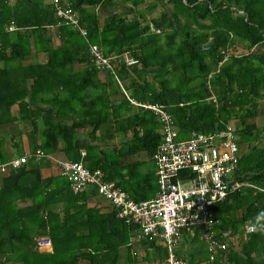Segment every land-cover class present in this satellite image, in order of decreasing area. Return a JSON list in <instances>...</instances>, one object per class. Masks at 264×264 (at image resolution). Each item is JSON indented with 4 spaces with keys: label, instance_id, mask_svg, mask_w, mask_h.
Here are the masks:
<instances>
[{
    "label": "trees",
    "instance_id": "1",
    "mask_svg": "<svg viewBox=\"0 0 264 264\" xmlns=\"http://www.w3.org/2000/svg\"><path fill=\"white\" fill-rule=\"evenodd\" d=\"M70 1L87 38L61 24L52 0H0L1 162L9 158V142L16 155L38 148L61 152L101 169L134 200L153 198L162 124L151 110L133 105L125 89L140 102L164 103L180 139L233 124L240 147L246 145L235 178L264 188V122H258L264 116V0H154L146 9L161 5V11L149 20L140 9L146 0ZM12 22L16 30L8 29ZM91 43L106 55L137 59L116 65L121 84L97 68ZM33 50L46 59L24 64ZM15 122L28 123L26 143L5 132ZM120 134V143L111 145ZM104 139L109 146L99 144ZM97 192L95 186L74 192L65 175H45L34 159L3 176L0 264H119L122 250L125 264L152 260L158 252L165 261V247L133 242L136 227L118 218L113 206H100ZM214 214L215 236L227 243L216 261H209L201 230L184 236L177 255L188 264H264V191L241 188L216 203ZM249 219L260 229L246 233ZM39 235L52 239V250H38Z\"/></svg>",
    "mask_w": 264,
    "mask_h": 264
},
{
    "label": "built area",
    "instance_id": "2",
    "mask_svg": "<svg viewBox=\"0 0 264 264\" xmlns=\"http://www.w3.org/2000/svg\"><path fill=\"white\" fill-rule=\"evenodd\" d=\"M52 2L61 24L71 25L87 38L88 29L82 24L72 2ZM8 29L16 30L17 27L12 22ZM208 48L207 45L203 49ZM89 50L97 68L113 73L120 84L116 65L121 62L127 65L137 63V59L128 53L106 55L97 43H91ZM124 92L133 105L151 110L162 124V140L153 154L159 186L153 198L136 201L121 185L107 180L101 169L92 170L82 160L74 161L55 153L48 154L41 148L0 161V174L8 175L32 159L42 161L49 158L58 166L59 172L69 179L74 192H83L89 186L97 187L98 195L116 209L117 217L136 227L133 242L147 241L164 246L166 264H188L184 257L177 255V250L184 236L194 238L198 230L202 231L200 238L210 253L209 261H216L218 255L227 248V243L215 236V226L219 224L214 214L215 204L244 187L264 191L262 187L235 178L241 147L234 125L229 123L211 132L193 131L189 138L180 139L176 118L164 103L140 102L130 97L125 89ZM212 99L216 101L214 95ZM82 154H85V150ZM243 228L246 233L260 229L250 219ZM36 244L41 252L53 249L52 239L46 235L37 236ZM133 250V254L138 253L136 248Z\"/></svg>",
    "mask_w": 264,
    "mask_h": 264
},
{
    "label": "rangeland",
    "instance_id": "3",
    "mask_svg": "<svg viewBox=\"0 0 264 264\" xmlns=\"http://www.w3.org/2000/svg\"><path fill=\"white\" fill-rule=\"evenodd\" d=\"M151 1H154V0H146V3H144V4H142L141 6H140V9H142V10H144V12H145V17H146V19H150V18H152V17H155V16H158L159 15V13H160V11H161V5H159V6H157L155 9H153L152 11H148L147 9H146V6H147V4L149 3V2H151ZM129 16L130 17H132V15L131 14H129ZM238 43H240L239 44V50L238 51H241V52H244L245 51V46H243L244 44L243 43H241L240 41L238 42ZM244 48V49H243ZM258 122L259 123H263L264 122V116H260V117H258ZM19 127H20V125H18ZM19 127H17V126H14L13 127V125L12 126H9L8 128H7V130L6 131H9V132H15V131H17L18 129L20 130V128ZM105 127L106 126H104L102 129H100L99 131H98V135L100 136L102 133H104V131H105ZM21 128H22V131L24 132V131H26L27 129V126H21ZM10 134H13V133H10ZM14 135H16L17 136V138L18 139H20V138H22L23 137V135H22V137L20 136V135H18V134H14ZM123 139V135H118V137L117 138H115V139H113L112 141H110L109 143L112 145V143H120V141ZM99 144H102L103 146L104 145H108L109 146V144L107 143V141L104 139V140H100L99 141ZM245 144L243 145V146H241V147H243V148H245ZM144 154V153H143ZM142 154L140 153L139 154V156H141ZM49 161H51L49 158L48 159H46V158H44L42 161H41V165H44L45 163H47V162H49ZM99 203V202H98ZM100 204V206H102L103 208L104 207H106V205H104L103 203H99ZM139 248V247H138ZM139 251H140V253H139V257L141 258V257H143V256H145V252L146 251H143L142 249H139ZM190 251V248H189V246H187V245H185L183 248H182V252L184 253V254H186L187 255V253ZM123 254L125 255V253H124V250H122V252H121V257L123 258ZM154 258L153 259H155V261L152 259H148V260H140V264H159V262H160V264H166V262L163 260V261H160V253L158 252V253H154ZM124 259V258H123Z\"/></svg>",
    "mask_w": 264,
    "mask_h": 264
},
{
    "label": "crops",
    "instance_id": "4",
    "mask_svg": "<svg viewBox=\"0 0 264 264\" xmlns=\"http://www.w3.org/2000/svg\"><path fill=\"white\" fill-rule=\"evenodd\" d=\"M10 2H14V0H10ZM54 43L55 44H58V38H54ZM46 59V55L43 53V52H36V51H32L31 52V54L27 57V59L24 61V64H28V63H30V62H41V61H43V60H45ZM17 62H13V64H16ZM67 121L68 122H70L71 121V116H68L67 117ZM27 122H15V123H12V124H9L7 127H5L4 128V130H5V132H7V133H13V134H18V135H20L21 137H22V135H23V137L22 138H20L19 139V141H22L23 143H26V131H22V128H21V126H27ZM13 125V127L14 126H17V127H19L18 125H20V130L18 129L17 131H15V132H9V131H6L7 130V128L9 127V126H12ZM7 148H8V155H9V158L10 157H12V156H14V155H16L14 152H13V149H12V144H11V142H9L8 143V145H7ZM58 156H62V157H64V155H63V153H56ZM144 158H146V156L144 157ZM40 164H41V161H40ZM42 166V171H43V173L45 174V175H50V174H57V173H60L59 172V168H58V166L55 164V163H53L52 161H49V162H47V163H45L44 165H41ZM2 182H3V176L0 174V185L2 184ZM95 200L97 201V202H101V203H103L104 205H110V203L107 201V200H105L104 198H102V197H100L99 195L98 196H96V198H95ZM124 258V259H123ZM123 258L121 257V254H120V258H119V264H125V262H126V258H125V255L123 254Z\"/></svg>",
    "mask_w": 264,
    "mask_h": 264
},
{
    "label": "water",
    "instance_id": "5",
    "mask_svg": "<svg viewBox=\"0 0 264 264\" xmlns=\"http://www.w3.org/2000/svg\"><path fill=\"white\" fill-rule=\"evenodd\" d=\"M186 1V0H185ZM187 2V1H186Z\"/></svg>",
    "mask_w": 264,
    "mask_h": 264
}]
</instances>
